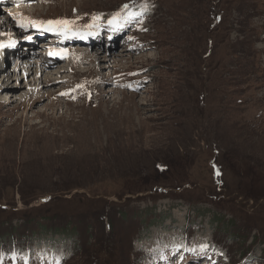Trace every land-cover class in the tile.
I'll return each mask as SVG.
<instances>
[{"label": "rangeland", "instance_id": "374dc122", "mask_svg": "<svg viewBox=\"0 0 264 264\" xmlns=\"http://www.w3.org/2000/svg\"><path fill=\"white\" fill-rule=\"evenodd\" d=\"M0 7L65 69L45 116L0 100V264H264V0Z\"/></svg>", "mask_w": 264, "mask_h": 264}, {"label": "bare ground", "instance_id": "6f19581e", "mask_svg": "<svg viewBox=\"0 0 264 264\" xmlns=\"http://www.w3.org/2000/svg\"><path fill=\"white\" fill-rule=\"evenodd\" d=\"M3 1L8 2L9 0H0V3ZM20 10L21 9H16L15 11H11L12 13L10 12L9 14H14L13 12H17ZM5 11H6V9H4V12ZM2 12H3V10L0 7V29L8 30V27H11L12 25H11L10 20H7V17L1 15ZM9 18L11 19V17L8 16V19ZM48 30H47V33L51 32L50 30L49 31ZM80 32L78 33V35L79 34L80 35L83 34V35L79 36L78 40H80L84 36H86L85 31H82V33H80ZM107 33H109V32H107ZM5 34L7 36L6 39L0 43V57H1V55H3V54L6 55L7 53L9 54L10 57H8V55H6V57H8L7 59L5 58L4 61L2 59H0V74L2 76V78L0 79V100L2 102L3 101L8 102V104L10 102H12L14 104H18L19 106L20 105L25 106L29 112L32 109H35V108L37 109L38 108L37 106L40 104V102L44 100L43 98H45V96L48 95L49 102L42 109L40 108L41 110L39 109L40 111L39 112L37 111L38 113L36 115V116H39V115L45 116L46 115L45 113L47 112V110L53 109L56 106V104L54 102L55 98L53 96V95H55L56 90L55 91L50 90V89H48V87H50L52 85H57L59 82H63L65 80V75H63V72L65 71V69L62 65H60V63L57 64V65H60L59 68L54 67V68L50 69L49 66L51 64L55 63V61L52 59V58H54L53 54H51L49 52L48 57H45V56H43V53H41V51H40V53L37 52L38 51L36 48L37 46L33 45V44H32V46H29L27 48H25L26 46L25 47H19L18 44L16 43V40H15V39H17L15 34L13 35L11 31H9ZM41 34L42 33H39L38 36H41ZM99 34H100V32H99ZM110 34L114 35L112 33H110ZM39 47H40V45H39ZM98 47H100V48H98ZM96 48H98L97 52H93L90 49L85 48L83 53L80 54V57L82 59L81 62L86 63V62H88L89 59L94 58V60H95L94 67L97 65L100 68L102 66L106 68V65H104V64H105V62L113 59L114 56H111V53H113L112 51H114L115 48H114V46H110L109 48L104 47V49L101 53H98V52H99V49L102 48V46H99V44H98ZM35 50H37V51H35ZM120 51H121L120 54L122 56H124L125 54L126 55L128 54L129 50L125 48V49H122ZM71 52H74V50L66 49L67 55H72ZM91 52H92V55H91ZM103 52H104V54H103ZM106 52H107V54H106ZM13 58L16 61V65L12 69H8L7 63L9 61L13 60ZM115 61H116V59L114 60V62ZM114 64H116V63H114ZM81 65L83 66V64H81ZM10 79L15 80V82H10ZM103 79H105V78H103ZM22 80H24V84L17 86L19 84V81H22ZM107 81L109 83V86L111 84H113L112 81H110L108 78H107ZM16 87H22V88H27V89L23 93L21 92L20 94H15L17 92ZM113 90L114 89H112V88H108L106 90L107 91L106 94L111 93ZM27 116H28V114H27ZM38 141H39L38 144H42L41 143L42 140L38 139ZM44 146H46V145H44ZM128 147H130V146H128ZM198 245L199 244H196V247H198Z\"/></svg>", "mask_w": 264, "mask_h": 264}, {"label": "snow or ice", "instance_id": "6c2138e0", "mask_svg": "<svg viewBox=\"0 0 264 264\" xmlns=\"http://www.w3.org/2000/svg\"><path fill=\"white\" fill-rule=\"evenodd\" d=\"M50 23H51V22H50ZM20 26H21V27H24V24H23V23H21V24H20ZM29 38H30V37H29Z\"/></svg>", "mask_w": 264, "mask_h": 264}]
</instances>
